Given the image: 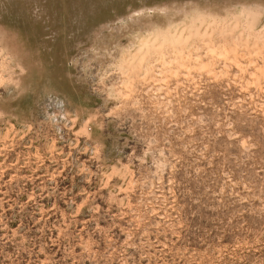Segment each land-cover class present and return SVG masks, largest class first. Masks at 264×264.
<instances>
[{"label":"rangeland","instance_id":"374dc122","mask_svg":"<svg viewBox=\"0 0 264 264\" xmlns=\"http://www.w3.org/2000/svg\"><path fill=\"white\" fill-rule=\"evenodd\" d=\"M0 264H264V0H0Z\"/></svg>","mask_w":264,"mask_h":264},{"label":"built area","instance_id":"2783aa9c","mask_svg":"<svg viewBox=\"0 0 264 264\" xmlns=\"http://www.w3.org/2000/svg\"><path fill=\"white\" fill-rule=\"evenodd\" d=\"M55 146V144L52 145V147Z\"/></svg>","mask_w":264,"mask_h":264},{"label":"bare ground","instance_id":"6f19581e","mask_svg":"<svg viewBox=\"0 0 264 264\" xmlns=\"http://www.w3.org/2000/svg\"><path fill=\"white\" fill-rule=\"evenodd\" d=\"M148 40V39H147ZM137 53H139V52H137ZM146 59V58H145Z\"/></svg>","mask_w":264,"mask_h":264}]
</instances>
